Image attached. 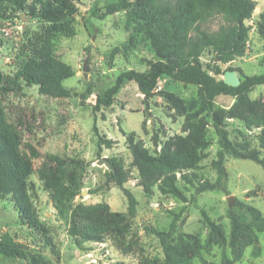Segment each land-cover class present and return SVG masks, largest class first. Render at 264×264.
Returning <instances> with one entry per match:
<instances>
[{
  "label": "trees",
  "instance_id": "16d2710c",
  "mask_svg": "<svg viewBox=\"0 0 264 264\" xmlns=\"http://www.w3.org/2000/svg\"><path fill=\"white\" fill-rule=\"evenodd\" d=\"M255 8L256 0H116L106 5L99 14V17L105 18L125 11L126 28H133L131 45H134L135 36H139L152 50L155 59L148 61L145 71L133 68L124 70L115 85L96 98L93 105L95 113L102 106L113 104L115 95L126 80L137 83L145 105H148L147 96L157 92L164 77L198 87L197 96L189 99L172 91L161 90L169 110L174 111V116H184L185 124L183 133L165 141L155 138L156 148L153 151L135 132L123 130L132 164L138 170L137 185L146 194H152L156 187L162 194L188 201L178 185V175L185 182L193 184L198 193L207 190L226 192L224 180L227 170L224 163L227 155L253 160L264 168V101L249 97V92L257 85H264V72L244 75L238 86L218 79L228 69L238 70L232 66L225 70L223 64L244 56L252 29V25L246 24V21L252 18ZM78 9L77 0H0V25L15 18L21 19L22 15L51 25L37 56L26 57L12 76L0 69V92L21 94L26 87L36 86L41 95L73 96V90L67 88L63 81L73 76L74 70L56 56L52 45L55 33ZM217 16L223 19L217 30L203 27V23ZM254 25L264 53V10L258 14ZM119 51L121 47L117 46L110 53L111 59ZM205 56H208L206 60L203 59ZM221 95L235 98L234 103L230 107L216 106L215 99ZM235 119L242 125L231 129L230 123ZM210 124L218 142L211 162L217 178L215 181L206 179L195 184L190 171L199 166L203 151L212 144V138L208 135ZM256 128L259 131L253 139L250 131ZM254 140L256 145L253 144ZM97 144V153L101 155L102 150L112 148L116 140L98 134ZM38 157L36 148L24 145L15 127L5 124L0 115V197L11 195L26 214L27 221L36 226L37 215L27 202V181L34 174L48 193L57 214L68 222L69 234L77 246L84 247L87 242H102L112 236L118 240L123 251L134 250L139 243L129 239L128 235L132 234L131 220L136 215L138 201L125 186L129 180V170L121 158H107L108 174L127 198L128 215L111 211L103 203L92 206L83 202L75 204V198L84 186L82 173L85 165L79 158L52 154L49 163L36 167L33 160ZM234 202L248 211L250 220L238 218L229 209L230 236L226 234L222 223L212 219L203 210L208 228L205 239L192 233H178L176 237L174 218L168 229L148 228L149 233L156 237L161 252L157 258L143 253L139 264H194L195 258L205 264H238L237 259L228 256H224L221 263L207 261L203 257V251H209L213 246L230 245L236 258L242 256L247 246L256 247L258 234L264 232V215L243 200L234 198ZM141 250L144 252L145 248L141 247ZM0 255L19 259L23 264H53L44 255L34 254L17 243L0 242Z\"/></svg>",
  "mask_w": 264,
  "mask_h": 264
},
{
  "label": "rangeland",
  "instance_id": "374dc122",
  "mask_svg": "<svg viewBox=\"0 0 264 264\" xmlns=\"http://www.w3.org/2000/svg\"><path fill=\"white\" fill-rule=\"evenodd\" d=\"M113 1L116 0H77L78 12L65 20L62 29L55 33L52 45L54 53L74 70V75L63 81L67 88L73 90V96L41 95L36 86L26 87L21 94L0 92L1 120L15 127L24 145L36 148L39 153V157L33 160L36 167L49 163L52 154L74 156L84 163V186L76 196L75 204L83 202L92 206L103 203L111 211L128 215L125 194L109 179V166L98 161L102 157L117 156L129 170V180L125 186L138 201L136 215L131 220L132 234L128 238L139 244L131 252L123 251L118 240L112 236L102 242H87L84 247L77 246L69 234L68 222L57 214L48 193L34 174L27 181V202L37 215L36 226L27 221L26 214L11 195L0 197V242L17 243L34 254L44 255L53 264H139L143 253L157 258L161 252L160 246L148 228L168 229L176 218V237L178 233H192L204 240L208 228L203 210L212 219L222 223L226 234L230 236L229 209L238 218L250 220L248 211L235 205L234 198L255 206L264 215V168L250 159L227 155L224 163L227 170L224 180L226 192L207 190L198 193L193 184L185 182L178 175V185L188 201L162 194L156 187L152 194H146L137 185L138 170L132 164L123 130L135 132L153 151L156 148L155 138L165 141L183 133L185 117L173 115L175 113L167 107L161 90L148 98V105L143 104V94L137 83L131 80L123 83L111 106H102L97 113L93 111L96 98L115 85L124 70L133 68L145 71L148 61L155 59L152 50L139 36H135L134 45H131L133 28H126L125 11L105 18L99 17L104 7ZM263 10L264 0H256L252 18L246 21V24L252 25V29L244 56L223 64L225 70L229 66L237 68L240 78L264 72L262 42L256 35L254 25ZM222 23V17L217 16L203 23V27L217 30ZM49 28L51 25L47 22L31 19L29 15L0 25V69L12 76L26 57L37 56ZM117 46L121 47V51L111 59L110 53ZM207 58L205 56L203 59ZM86 59L88 70H84ZM160 85L162 91L175 92L185 99L196 97L198 92L197 86L176 82L168 77H164ZM249 97L264 101V85H257L249 92ZM234 101L235 98L224 95L215 99L216 106L222 107H230ZM241 125L235 119L231 121L230 128ZM258 131L259 128L250 131L253 139ZM98 134L116 140V144L112 148H104L101 155L97 153ZM208 135L212 138V144L203 151L199 166L190 171L195 184L206 179L215 181L217 178L211 162L218 142L211 124ZM253 144L256 145L255 140ZM157 148L159 150L160 146ZM79 197L82 199L79 200ZM258 236L256 247L247 246L239 258L233 254L230 245L213 246L209 251H203V257L218 263L228 256L237 259L238 264H264V232ZM141 247L145 248L144 252ZM0 264L23 263L19 259L0 255ZM194 264L205 263L195 258Z\"/></svg>",
  "mask_w": 264,
  "mask_h": 264
},
{
  "label": "water",
  "instance_id": "95a60500",
  "mask_svg": "<svg viewBox=\"0 0 264 264\" xmlns=\"http://www.w3.org/2000/svg\"><path fill=\"white\" fill-rule=\"evenodd\" d=\"M216 60L218 61L219 59H216ZM84 70H88L87 59L85 60V63H84ZM218 79L224 80L225 83L232 85V86H238L241 83L240 76L237 74V72L235 70H231V69H228L222 75H219ZM152 95L153 94H150L147 97H150ZM98 162L101 164L105 163V164H107V166H109V163H108V160L106 157L100 158ZM84 192L85 191L83 190L82 193H84ZM81 199H82V197H79V200H81Z\"/></svg>",
  "mask_w": 264,
  "mask_h": 264
},
{
  "label": "built area",
  "instance_id": "2783aa9c",
  "mask_svg": "<svg viewBox=\"0 0 264 264\" xmlns=\"http://www.w3.org/2000/svg\"><path fill=\"white\" fill-rule=\"evenodd\" d=\"M159 90H162V87H161V86H159V87L156 89V91H159Z\"/></svg>",
  "mask_w": 264,
  "mask_h": 264
}]
</instances>
